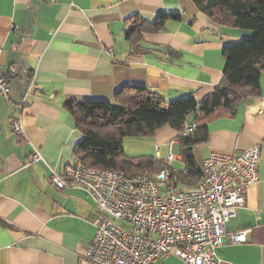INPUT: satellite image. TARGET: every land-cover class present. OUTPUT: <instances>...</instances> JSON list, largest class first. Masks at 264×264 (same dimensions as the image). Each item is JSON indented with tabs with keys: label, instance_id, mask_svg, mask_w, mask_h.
<instances>
[{
	"label": "crops",
	"instance_id": "obj_1",
	"mask_svg": "<svg viewBox=\"0 0 264 264\" xmlns=\"http://www.w3.org/2000/svg\"><path fill=\"white\" fill-rule=\"evenodd\" d=\"M163 15L178 19L151 31ZM251 36L215 24L192 0H73L72 6L66 0H0V70L15 75L10 100L0 97V264H83L86 258L94 203L75 187L59 191L50 182L52 173L62 174L76 160L82 139L64 103L113 104L124 87L145 88L167 103L188 97L200 103L222 80V48ZM15 121L22 137L13 133ZM206 126V142L191 149L200 172L213 153L260 149L258 181L224 227L226 234L249 231L246 240L224 241L214 258L218 264H264V69L258 96L241 99L231 116L213 115ZM178 135L164 126L127 139L153 140L148 158L163 165L171 154L167 170L178 174L185 169ZM125 140L126 157H147L125 153ZM32 147L43 161L27 165ZM154 264L184 263L168 256Z\"/></svg>",
	"mask_w": 264,
	"mask_h": 264
},
{
	"label": "built area",
	"instance_id": "obj_2",
	"mask_svg": "<svg viewBox=\"0 0 264 264\" xmlns=\"http://www.w3.org/2000/svg\"><path fill=\"white\" fill-rule=\"evenodd\" d=\"M73 5V0H66ZM13 72L0 70V97L10 100ZM13 133L22 137L19 121ZM185 127L181 136L191 132ZM169 154L157 173L124 174L87 168L78 160L52 173L57 190L77 188L94 203L95 233L83 264H154L175 256L184 264H218L215 250L242 244L249 231L224 232L225 224L245 205L246 191L258 181L260 149L254 146L240 154L213 153L202 163L201 179L190 190L178 189L167 165ZM43 161L32 147L27 165ZM119 223L124 224L120 227Z\"/></svg>",
	"mask_w": 264,
	"mask_h": 264
},
{
	"label": "trees",
	"instance_id": "obj_3",
	"mask_svg": "<svg viewBox=\"0 0 264 264\" xmlns=\"http://www.w3.org/2000/svg\"><path fill=\"white\" fill-rule=\"evenodd\" d=\"M192 1L215 24L249 31L252 36L238 45L222 48L225 59L222 80L200 103L191 97L167 103L142 87L121 88L113 104L100 101L64 103L82 136L74 153L76 160L85 167L124 174L157 173L165 169L162 164L148 157H126L122 142L127 138L148 136L167 126L179 134L185 165L182 172L170 173L171 180L195 187L201 179V172L196 167L191 149L206 142V120L218 113L231 116L241 99L258 96L259 75L264 69V0ZM177 19L176 15L160 16L150 24V30L160 31L167 21ZM190 116L193 128L186 136H181L184 127H189L186 124Z\"/></svg>",
	"mask_w": 264,
	"mask_h": 264
},
{
	"label": "rangeland",
	"instance_id": "obj_4",
	"mask_svg": "<svg viewBox=\"0 0 264 264\" xmlns=\"http://www.w3.org/2000/svg\"><path fill=\"white\" fill-rule=\"evenodd\" d=\"M124 142H125L124 143L125 153H128L132 157H141V156L148 157V156L154 155V144H153V140L151 139H137V140H132V141H128V139H126ZM136 142H140V143H136ZM161 150L162 149H160V155H164L165 152ZM165 157H166V154H165ZM180 188L181 187L179 186L178 189ZM118 225H120L119 222H118Z\"/></svg>",
	"mask_w": 264,
	"mask_h": 264
}]
</instances>
